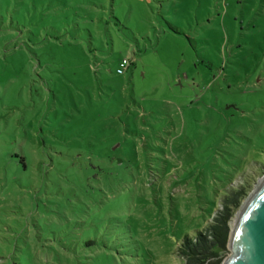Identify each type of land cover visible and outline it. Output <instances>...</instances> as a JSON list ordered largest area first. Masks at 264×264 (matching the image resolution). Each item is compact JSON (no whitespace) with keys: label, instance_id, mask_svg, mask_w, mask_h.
<instances>
[{"label":"rangeland","instance_id":"rangeland-1","mask_svg":"<svg viewBox=\"0 0 264 264\" xmlns=\"http://www.w3.org/2000/svg\"><path fill=\"white\" fill-rule=\"evenodd\" d=\"M263 178L264 0H0V264H190Z\"/></svg>","mask_w":264,"mask_h":264},{"label":"water","instance_id":"water-1","mask_svg":"<svg viewBox=\"0 0 264 264\" xmlns=\"http://www.w3.org/2000/svg\"><path fill=\"white\" fill-rule=\"evenodd\" d=\"M222 264H264V178L237 213Z\"/></svg>","mask_w":264,"mask_h":264},{"label":"trees","instance_id":"trees-1","mask_svg":"<svg viewBox=\"0 0 264 264\" xmlns=\"http://www.w3.org/2000/svg\"><path fill=\"white\" fill-rule=\"evenodd\" d=\"M238 195H234L228 203L225 204V210L219 214L215 225L210 228L212 240L205 238L199 239L195 244L187 242L182 248V254L188 257L190 264H220L222 257L227 251L228 238L230 230L228 223L233 217V212L229 205L237 204Z\"/></svg>","mask_w":264,"mask_h":264},{"label":"built area","instance_id":"built-area-1","mask_svg":"<svg viewBox=\"0 0 264 264\" xmlns=\"http://www.w3.org/2000/svg\"><path fill=\"white\" fill-rule=\"evenodd\" d=\"M133 62H135V59H132L131 57L123 59L119 65V68L117 69V74L124 75L130 69Z\"/></svg>","mask_w":264,"mask_h":264}]
</instances>
